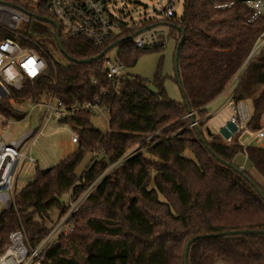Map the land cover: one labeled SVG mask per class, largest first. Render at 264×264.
Instances as JSON below:
<instances>
[{
    "label": "trees",
    "instance_id": "16d2710c",
    "mask_svg": "<svg viewBox=\"0 0 264 264\" xmlns=\"http://www.w3.org/2000/svg\"><path fill=\"white\" fill-rule=\"evenodd\" d=\"M225 5L230 7L221 8ZM36 16L50 19L43 12ZM252 16L243 0H183L180 18L174 14L156 22L170 27L176 47L184 37L178 65L189 106L183 98L170 99L160 75L149 82L124 73L112 83L104 57L79 63L156 24H123V33L101 48L60 36L63 54L55 27L52 32L31 23L35 50L47 65L32 94L37 98L54 90L68 108L99 100L108 131L95 129L89 110L59 122L77 133L76 149L47 169L37 167L34 179L15 193L13 204L0 214V251L17 230L36 247L51 229L52 212L58 211L59 219L69 210L61 199L68 194L75 200L89 191L71 217L73 232L47 251L50 264H184L185 246L195 237L200 238L190 245L188 264H264V234H241L264 231V201L247 180L264 194V148L245 149L250 169L240 173L234 162L244 154L240 133L231 142L204 135L208 107L225 93L264 33V16L249 23ZM39 35L52 39L67 66L55 61ZM117 48L124 70L142 52L154 50L136 48L133 38ZM150 84L156 94L147 89ZM232 100L250 102L249 129L263 127L264 52L250 60ZM3 106L9 118L24 119L7 102ZM89 155L95 160L79 171Z\"/></svg>",
    "mask_w": 264,
    "mask_h": 264
},
{
    "label": "built area",
    "instance_id": "2783aa9c",
    "mask_svg": "<svg viewBox=\"0 0 264 264\" xmlns=\"http://www.w3.org/2000/svg\"><path fill=\"white\" fill-rule=\"evenodd\" d=\"M9 1L13 5L0 1V203L6 208L13 204L14 184L18 179L22 164L28 161L34 166L36 162L31 155V148L36 146L42 138H48L56 133L46 132L52 121L60 124L62 119L80 111L89 110L94 115L104 112L99 107V100L93 104L85 103L68 108L56 97L54 90L35 98L32 94L35 84L45 76L47 65L35 50L32 33L28 30L26 35L21 34L20 28L25 26L28 29L32 20L36 19V14L43 12L57 24L60 36L82 39L92 47L101 48L123 33L121 27L124 24L115 16L111 8V0ZM175 3L176 0H169L168 6L162 9V20L173 17ZM243 4L253 11L249 23L264 16V0H243ZM226 7L230 5L221 6V8ZM153 28L144 30L133 38L136 48L150 50L158 46V34ZM263 52L264 33L255 43L247 62L234 77L231 83L234 89L239 84L250 60ZM104 58L106 76L112 83H116L125 70L118 65L117 57L114 61L107 59L106 56ZM232 94L233 92L226 102L232 115L221 130H225L229 135L228 138L223 137L226 142H231L233 137L239 133L250 132L252 140L243 147L244 154L242 155L247 161L245 149L253 140L264 139V116L262 118L263 127L253 132L249 131L248 125L253 116V108L248 101H233ZM4 102H7L16 113L24 115L23 120L29 116L36 118L37 127L28 130L19 138L15 135L9 136V126L13 123L21 124L23 120L9 118L4 111ZM77 141L78 135L72 131L71 142L76 144ZM240 169H244V164L240 166ZM88 194L89 191L80 198L69 201V210L51 225L48 235L36 247L26 242L22 231L12 232L5 250L0 251V264H50L47 251L61 236L73 232L71 217Z\"/></svg>",
    "mask_w": 264,
    "mask_h": 264
},
{
    "label": "rangeland",
    "instance_id": "374dc122",
    "mask_svg": "<svg viewBox=\"0 0 264 264\" xmlns=\"http://www.w3.org/2000/svg\"><path fill=\"white\" fill-rule=\"evenodd\" d=\"M169 0H111V8L114 11L115 16L121 20L127 28L139 27L145 23L152 22L156 24L157 21L162 20V9L168 6ZM176 16L180 18L183 11V0H176L174 7ZM39 23L42 26H46L49 31H54V26L45 21H37V19L32 20V24ZM157 34L162 33L165 35L166 44L161 49H155L153 51L142 52L136 61L135 65L125 69V74L130 76H137L146 81L152 82L157 76H162L164 79V88L167 95L176 102L182 101V94L179 90L178 84L175 81L174 72V55L176 49V41L170 35V28L157 23L156 27L153 28ZM29 28L22 26L19 30L21 34H27ZM32 32L31 30H29ZM35 33V32H34ZM117 35V33H115ZM37 35V33L35 34ZM39 43L47 48L48 52L54 57L55 61L63 66L69 64L62 55L56 51V47L52 39L48 40L45 37L39 35ZM38 43V44H39ZM40 45V44H39ZM41 46V45H40ZM118 56V48L111 49L107 54L106 58L114 61ZM234 90V85L228 87L224 99L226 100ZM227 104V103H225ZM221 109V112L215 116L211 117L208 128L213 134L223 138L220 131L223 126L228 122L232 115V111L228 106ZM38 117V116H37ZM33 116L27 117L21 122V124L13 123L9 126L8 135H15L19 138L22 134L27 132L32 128H36V123ZM92 124L96 130L106 133L108 131V115L105 112L102 114L94 115L92 117ZM197 124V123H196ZM253 132V130L249 129ZM47 133L56 132L53 136L49 138H42L36 146L31 148V155L36 160L34 166L30 165L28 161L24 162L21 167L20 174L17 181L14 184V191L19 192L25 184L32 181L35 177V170L47 169L61 161L67 154L71 153L76 144L71 142L72 131L65 124H58L56 121H52L46 130ZM205 137L209 139L207 133H204ZM252 140L250 132L240 133L239 143L245 147ZM254 146H262L264 148L263 140H253L251 142ZM243 155V154H242ZM242 155H239L235 159V165L240 168L244 164V168L250 169V165ZM94 155H89L85 158L84 162L79 167L81 171L90 163V161L95 160ZM113 168L106 171L103 177H106L112 172ZM70 196L67 194L61 199L63 205H68ZM6 207L0 203V214L4 211ZM58 211H53L51 214V221L48 222V227L53 225L58 219Z\"/></svg>",
    "mask_w": 264,
    "mask_h": 264
},
{
    "label": "water",
    "instance_id": "95a60500",
    "mask_svg": "<svg viewBox=\"0 0 264 264\" xmlns=\"http://www.w3.org/2000/svg\"><path fill=\"white\" fill-rule=\"evenodd\" d=\"M36 19H38V20H43V21H45V22H47V23H50L51 25H53V26L56 28V40H57V44H58V47H59L60 51L64 54L63 48H62V46H61V40H60V29L58 28L57 24H56L54 21H52V20H50V19H47V18L36 17ZM155 27H156V26H155ZM155 27H154V28H155ZM151 28H153V27L150 26V27L145 28L144 30H149V29H151ZM144 30H139V31H137L133 36L128 37V38H124V39H122V40L119 41V42H115V43L112 44L110 47H108L106 50H104L99 56L94 57V58H91V59L83 60V61H81V62H79V63L86 64V63H90V62H92V61H96V60H99V59L105 57L106 54H107L111 49H113V48H117V46L119 45L120 42H123V41H126V40H128V39L134 38L135 36H137L139 33L143 32ZM183 41H184V37L181 39V41L178 43V45H177V47H176V52H175V55H174V72H175V78H176V81H177V84H178L179 90H180V92H181V94H182V98L184 99L185 104H186L187 106H189V103H188V101L186 100V96H185V93H184V90H183V87H182V83H181V79H180V74H179V65H178L179 51H180V47H181ZM67 58H68V60L71 61V59H70L69 57H67ZM147 89H148L149 91L155 93V94L158 92V90L156 89V87H155L154 85H152V84L148 85V86H147ZM190 116H191V114H190ZM206 132H207V135H208V136H210V135L212 134V132H211V130H210L209 128L207 129ZM220 133H221V135H222L224 138H228V136H229L228 134H226L225 130H221ZM197 135H198V136H201L200 133H199V131L197 132ZM200 141H201L202 143H205V141H204V139H203L202 137H200ZM216 158H217V157H216ZM217 159H218V158H217ZM228 166H229V164H228ZM241 170H242V169H240V171H239L240 173H242ZM247 180H248V182L253 186V188L257 191V193L261 196V198H262L263 201H264V194H263V192H262V191H261V190H260V189H259V188H258V187H257V186H256L251 180H250V179L247 178ZM254 233H257V234H264V231H257V232L243 231V232H241V234H243V235H250V234H254ZM234 234H235V233H234ZM199 238H200V237L192 238V239L186 244V246H185V252H184V264H188V254H189L190 245H191L193 242H195L196 240H198Z\"/></svg>",
    "mask_w": 264,
    "mask_h": 264
},
{
    "label": "crops",
    "instance_id": "0c3cea01",
    "mask_svg": "<svg viewBox=\"0 0 264 264\" xmlns=\"http://www.w3.org/2000/svg\"><path fill=\"white\" fill-rule=\"evenodd\" d=\"M176 14V13H175ZM161 21H163V20H161ZM159 24V23H158ZM161 25H165V24H163V23H161ZM166 26V25H165ZM167 27H169V26H167ZM170 28V27H169ZM157 42H158V48L160 47V49L162 48V47H164V45L166 44V39H165V35H163L162 33H160V34H158V37H157ZM156 47V48H157ZM155 48V49H156ZM154 49V50H155ZM227 91V90H226ZM226 91H225V93H226ZM225 93L223 94V95H221L217 100H215L209 107H208V110H209V120H208V123L207 124H209V122H210V120H211V117L212 116H215V115H217V114H219L220 112H221V109L224 107L223 105L227 102V100H228V98L226 99V100H223L224 98V95H225ZM225 106H227V104H225ZM105 112V111H104ZM106 114H107V112H105ZM215 114V115H214ZM207 127H208V125H207ZM51 136H53V135H50L49 137H51ZM48 137V138H49ZM250 146H254V145H252V144H250ZM259 147H262L261 145L259 146ZM76 148H74L73 149V151L75 150ZM73 151H71V152H73ZM70 154V153H69ZM68 155V154H67ZM47 168H49V167H47ZM24 186H26V184L24 185ZM23 186V187H24ZM22 187V188H23Z\"/></svg>",
    "mask_w": 264,
    "mask_h": 264
}]
</instances>
